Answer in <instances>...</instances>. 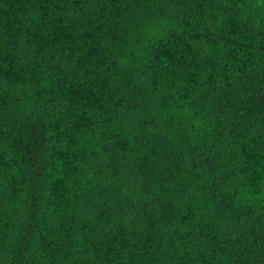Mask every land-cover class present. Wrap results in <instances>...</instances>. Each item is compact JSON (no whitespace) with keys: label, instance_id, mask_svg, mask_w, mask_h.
I'll return each mask as SVG.
<instances>
[{"label":"trees","instance_id":"1","mask_svg":"<svg viewBox=\"0 0 264 264\" xmlns=\"http://www.w3.org/2000/svg\"><path fill=\"white\" fill-rule=\"evenodd\" d=\"M0 264H264V0H0Z\"/></svg>","mask_w":264,"mask_h":264}]
</instances>
